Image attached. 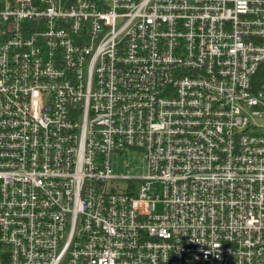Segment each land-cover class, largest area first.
<instances>
[{"label":"built area","instance_id":"obj_1","mask_svg":"<svg viewBox=\"0 0 264 264\" xmlns=\"http://www.w3.org/2000/svg\"><path fill=\"white\" fill-rule=\"evenodd\" d=\"M0 264H264V0H0Z\"/></svg>","mask_w":264,"mask_h":264},{"label":"rangeland","instance_id":"obj_2","mask_svg":"<svg viewBox=\"0 0 264 264\" xmlns=\"http://www.w3.org/2000/svg\"><path fill=\"white\" fill-rule=\"evenodd\" d=\"M112 167L115 174L125 175L129 174L134 177L142 176L145 174V156L139 152H129L127 154L116 153L112 155ZM128 181L121 179L111 186L116 190H126ZM110 187V188H111Z\"/></svg>","mask_w":264,"mask_h":264}]
</instances>
